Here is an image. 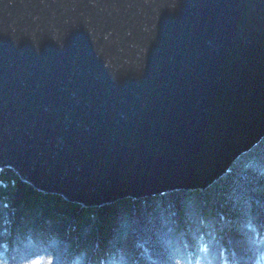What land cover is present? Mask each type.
I'll return each mask as SVG.
<instances>
[{"label":"water","instance_id":"95a60500","mask_svg":"<svg viewBox=\"0 0 264 264\" xmlns=\"http://www.w3.org/2000/svg\"><path fill=\"white\" fill-rule=\"evenodd\" d=\"M264 137V0H0V169L85 207L214 184Z\"/></svg>","mask_w":264,"mask_h":264},{"label":"trees","instance_id":"16d2710c","mask_svg":"<svg viewBox=\"0 0 264 264\" xmlns=\"http://www.w3.org/2000/svg\"><path fill=\"white\" fill-rule=\"evenodd\" d=\"M0 264H264V139L207 191L99 208L0 170Z\"/></svg>","mask_w":264,"mask_h":264},{"label":"rangeland","instance_id":"374dc122","mask_svg":"<svg viewBox=\"0 0 264 264\" xmlns=\"http://www.w3.org/2000/svg\"><path fill=\"white\" fill-rule=\"evenodd\" d=\"M264 139V137L260 140V142L262 141ZM259 142V143H260ZM258 143V144H259ZM257 144V145H258ZM256 147V145H254V147H252L249 151H247V152H245L244 154H242L241 156H239L235 161H237L239 158H242L244 155H247V154H249L254 148ZM235 161L232 163V165L235 163ZM232 165H231V167H232ZM231 167H230V169H231ZM229 169V170H230ZM1 171H5V170H3V169H0ZM229 170L224 174V175H222V177L221 178H219L217 181H219L220 179H222L228 172H229ZM216 181V182H217ZM216 182L214 183V184H212V185H210V186H208V187H205L204 189L202 188V189H196V190H173V191H167V192H163V193H158V194H156V195H151V196H148V197H153V196H157V195H164V194H167V193H171V192H180V191H202V192H204V191H207L208 189H210L211 187H213L215 184H216ZM28 185V184H27ZM30 186V185H29ZM46 195V194H45ZM52 196H55V195H52ZM148 197H143V198H140V199H134V200H141V199H144V198H148ZM66 200V199H65ZM118 201H116V202H114V203H117ZM114 203H111V204H114ZM110 205V204H109ZM81 206H84V205H81ZM85 207V206H84ZM103 207V206H102ZM87 208H89V207H87ZM94 208H99V207H94Z\"/></svg>","mask_w":264,"mask_h":264},{"label":"bare ground","instance_id":"6f19581e","mask_svg":"<svg viewBox=\"0 0 264 264\" xmlns=\"http://www.w3.org/2000/svg\"><path fill=\"white\" fill-rule=\"evenodd\" d=\"M65 199V198H64ZM121 200H127V199H121ZM120 201V200H119ZM69 202V201H68ZM71 203H73V202H71ZM74 204H76V203H74ZM77 205H79V204H77Z\"/></svg>","mask_w":264,"mask_h":264}]
</instances>
